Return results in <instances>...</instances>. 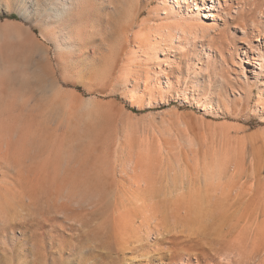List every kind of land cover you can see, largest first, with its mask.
I'll list each match as a JSON object with an SVG mask.
<instances>
[{
  "label": "rangeland",
  "instance_id": "374dc122",
  "mask_svg": "<svg viewBox=\"0 0 264 264\" xmlns=\"http://www.w3.org/2000/svg\"><path fill=\"white\" fill-rule=\"evenodd\" d=\"M71 1L0 0V264H222L240 226L196 191L264 134V0L207 3L188 43L173 0Z\"/></svg>",
  "mask_w": 264,
  "mask_h": 264
},
{
  "label": "bare ground",
  "instance_id": "6f19581e",
  "mask_svg": "<svg viewBox=\"0 0 264 264\" xmlns=\"http://www.w3.org/2000/svg\"><path fill=\"white\" fill-rule=\"evenodd\" d=\"M210 2L212 8L216 2L220 4V0H173L172 4L165 3L172 13L180 15L178 21L183 22L177 29L180 40L188 43L189 34H194L185 30L186 26L193 27L188 23L193 22V15H197L206 29V20L198 15L207 9ZM71 3L68 0V5ZM186 9L190 10L183 14ZM204 17L215 19L212 15ZM166 31V36L173 41L174 34L169 29ZM255 74L258 73L255 71ZM238 141L221 154L213 150L206 180L196 191L195 206L200 204V195L207 188L208 215L204 217L202 226L213 223L217 217L223 233H232L240 226L238 238L225 247L227 253L222 250L219 253L222 264H264V134H246ZM242 201L250 205L246 214L238 210Z\"/></svg>",
  "mask_w": 264,
  "mask_h": 264
}]
</instances>
